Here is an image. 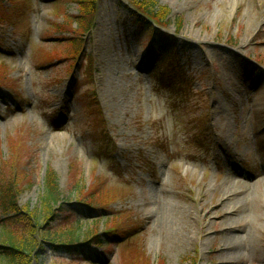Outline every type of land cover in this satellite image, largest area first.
Instances as JSON below:
<instances>
[{
  "label": "rangeland",
  "instance_id": "374dc122",
  "mask_svg": "<svg viewBox=\"0 0 264 264\" xmlns=\"http://www.w3.org/2000/svg\"><path fill=\"white\" fill-rule=\"evenodd\" d=\"M56 2L2 5L0 183L18 185L22 214L0 210V230L26 243L37 212L31 264H264V0H137L166 16L147 21L170 51L129 0H99L84 36L76 1ZM47 171L63 198L49 221ZM48 234L102 245L71 259Z\"/></svg>",
  "mask_w": 264,
  "mask_h": 264
},
{
  "label": "trees",
  "instance_id": "16d2710c",
  "mask_svg": "<svg viewBox=\"0 0 264 264\" xmlns=\"http://www.w3.org/2000/svg\"><path fill=\"white\" fill-rule=\"evenodd\" d=\"M5 0H0V25L3 23H12L11 19L12 17H7L6 14L2 12V5ZM76 4L79 8V14L77 17H74L75 20V27L78 29V32H80L83 36L90 34L94 27L95 22V16L98 13V1L99 0H75ZM131 5L140 12L138 14L136 12V16L138 19V22H140L143 26L149 27L148 21L150 20H157V22L161 23V21H164L166 16L161 17L159 14L155 15L154 13V6L141 4L137 2V0H129ZM59 3V2H58ZM55 4V2L53 3ZM148 20V21H147ZM19 23V22H18ZM17 23V24H18ZM15 24V23H14ZM150 33L149 39H153L155 42H157V45L161 46L164 49L173 50L174 48V41L175 38L172 36H167L162 34L160 31H155V36L152 35V27H149ZM154 33V30H153ZM147 39V40H149ZM70 41L69 39H67ZM66 40V41H67ZM149 46V43L148 45ZM77 53L74 52L72 55L75 56ZM6 84L2 78H0V85ZM203 134V132H202ZM18 142H21L18 140ZM8 164V163H7ZM0 165H4V162H1ZM0 178L3 180L2 175ZM119 179H123L122 177L115 176L110 181L114 184L119 185L120 187H126V184L124 181H120ZM13 180L9 181L8 183L1 182L0 183V201L2 203V198H5L7 200V205L4 207L0 206V210H2V214L4 213L6 216H8V219H10L11 215H13V218L19 217L22 213L16 205V198L18 193L17 187ZM60 187H59V179L57 178V175L54 174L52 171H47L44 181V194L42 197V204L46 208L44 212V219L49 220H56L60 219L58 218L56 214V208L59 204L63 203V198L61 197ZM87 196V201H81V206H83L84 210L88 213V215L95 217L96 214H101V210H99V207L95 205V200H99L97 197L98 195L94 193L93 191L90 192ZM68 211H72L69 207L67 209ZM37 213V212H35ZM30 214L25 220H27L28 228L26 229L27 233H31V239H34V236H38V230L39 226L41 224V218L37 216L36 214ZM21 217V216H20ZM41 219V220H40ZM109 220V219H108ZM1 234L3 235L5 242L0 243V261H6L7 264H31L32 254L35 251V243L28 239L26 243L21 242L19 236L13 232L8 230V226L1 227ZM111 234V233H108ZM86 238V242L79 243V241L74 238V236L71 237V239H67L66 241L64 238H60L57 236L52 235L50 236L48 234L47 240L51 243L53 246V249H55L58 252H61L65 255H68L69 257L85 261L86 259H92L91 256V248L93 245L96 247L101 246L100 243V237L96 236V234L92 235L89 234ZM114 239V238H112ZM118 240V238L115 237L114 241ZM108 243V242H106ZM118 243V242H117Z\"/></svg>",
  "mask_w": 264,
  "mask_h": 264
},
{
  "label": "bare ground",
  "instance_id": "6f19581e",
  "mask_svg": "<svg viewBox=\"0 0 264 264\" xmlns=\"http://www.w3.org/2000/svg\"><path fill=\"white\" fill-rule=\"evenodd\" d=\"M242 185L240 182H238L236 185ZM234 229H236V228H234L233 226H231V227H229V229H224V231H227V234L230 232V230L231 231H233ZM251 232V231H250ZM250 232L249 233H247V237H245V239H241V241L242 242H249V240H251V238H252V235L250 236ZM220 241H222L221 243V249H220V251L222 252V253H228V252H231V248H235L236 247V245L238 244L236 241H238L239 242V240H236L234 237H233V242H232V246L229 248V246H228V242L226 241V238H220Z\"/></svg>",
  "mask_w": 264,
  "mask_h": 264
}]
</instances>
